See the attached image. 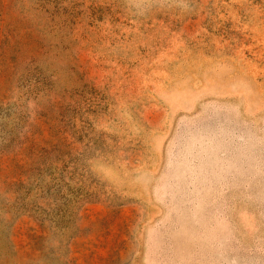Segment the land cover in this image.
Masks as SVG:
<instances>
[{
    "label": "rangeland",
    "instance_id": "374dc122",
    "mask_svg": "<svg viewBox=\"0 0 264 264\" xmlns=\"http://www.w3.org/2000/svg\"><path fill=\"white\" fill-rule=\"evenodd\" d=\"M0 264H264V0H0Z\"/></svg>",
    "mask_w": 264,
    "mask_h": 264
}]
</instances>
